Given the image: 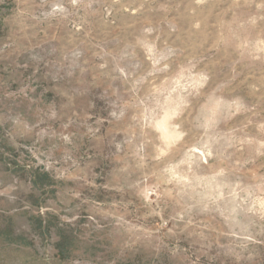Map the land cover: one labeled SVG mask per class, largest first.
<instances>
[{
    "label": "rangeland",
    "instance_id": "374dc122",
    "mask_svg": "<svg viewBox=\"0 0 264 264\" xmlns=\"http://www.w3.org/2000/svg\"><path fill=\"white\" fill-rule=\"evenodd\" d=\"M0 264H264V0H0Z\"/></svg>",
    "mask_w": 264,
    "mask_h": 264
}]
</instances>
